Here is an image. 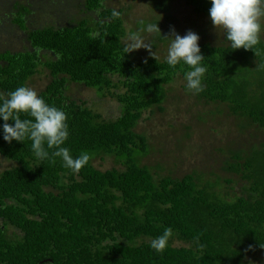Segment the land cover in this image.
<instances>
[{
  "label": "trees",
  "instance_id": "trees-1",
  "mask_svg": "<svg viewBox=\"0 0 264 264\" xmlns=\"http://www.w3.org/2000/svg\"><path fill=\"white\" fill-rule=\"evenodd\" d=\"M36 1L0 5V41L11 35L13 46L0 44V94L26 85L62 108L70 129L63 146L90 159L73 174L52 149L40 164L30 139L8 143L0 132V264H264V35L258 55L232 50L211 22L210 0H167L156 11L149 4L163 19L152 24L164 23L153 43L171 42L173 29L182 35L178 7L190 13L187 32L211 34L199 41L207 71L196 94L186 90V65L126 54V7L77 0L91 17L65 23L68 0ZM91 88L115 108L98 110L83 95ZM176 94L231 115L240 141L212 143V154L187 160L195 131L211 120L200 118L196 130L165 124ZM167 228L173 235L157 253L150 242Z\"/></svg>",
  "mask_w": 264,
  "mask_h": 264
},
{
  "label": "clouds",
  "instance_id": "clouds-1",
  "mask_svg": "<svg viewBox=\"0 0 264 264\" xmlns=\"http://www.w3.org/2000/svg\"><path fill=\"white\" fill-rule=\"evenodd\" d=\"M210 3L211 22L216 29L223 30L225 38L230 42V48L253 50L258 55L257 46L264 35V0H210ZM119 15L114 9L112 16L117 18ZM144 30L161 33L158 23H149ZM173 32L166 63L172 69L181 63L186 65L189 69L184 72L186 90L198 94L204 90L203 81L207 71L199 44L200 36L191 30L185 35L175 33L174 29ZM132 40L131 46L126 45V54L141 47L150 48L136 43L135 35ZM22 113L31 119H21ZM0 120L4 121L0 124L2 138L8 143L30 139L34 158L41 161L40 164L49 158V149L53 150L51 155L60 158L63 166L73 174H78L89 162V154L82 153L74 157L70 149L63 146L70 136L67 113L62 108L47 103L31 87L19 86L6 97L0 94ZM172 235L171 228L165 229L162 235L150 242V247L157 253L163 252Z\"/></svg>",
  "mask_w": 264,
  "mask_h": 264
},
{
  "label": "rangeland",
  "instance_id": "rangeland-1",
  "mask_svg": "<svg viewBox=\"0 0 264 264\" xmlns=\"http://www.w3.org/2000/svg\"><path fill=\"white\" fill-rule=\"evenodd\" d=\"M28 2L29 0H19V2ZM31 1V0H30ZM33 2H35L36 0H32ZM38 1V0H37ZM36 1V2H37ZM31 3V2H29ZM4 4H8V0H0V5H4ZM28 4V3H25ZM64 4H66V6L69 8V11H67L63 17V21L65 23H69L71 20H73V16L74 15H80V19L82 18H89L91 17V13H87L85 15V13L83 14L81 9L84 8V4L81 3L80 1L77 0H68L67 2H65ZM151 7L157 9V5L159 4H164L169 6L171 4V1H167V0H111L110 1V6H115V7H126L125 9V16L126 19L128 20V27L130 28V38L128 43L131 44L133 43L132 40V36L135 35L136 43H141V44H145L147 46H152V48L148 50V48L146 47H141L139 49L133 50L132 51V56L136 59H141L143 57L146 56H152L153 54L157 57H163L167 55V50L168 47L170 45V40L167 42L168 44L163 43L161 41V38H157L155 40V42L153 43V34H155V32H147L144 29L146 28L147 24L149 23H154L153 20H155V18H157L160 22L163 21V19H159L161 15H159V13L156 15L154 13H150L149 9L150 6ZM151 14V16H150ZM176 14L178 16V22L176 23L177 25V30H181L182 31V35H185L187 33V29L191 28V26L188 24V22L182 21L185 20L186 18L189 19L190 17V13H188L186 11V9H184L183 7H178L176 8ZM55 15L54 12L49 11L46 16L50 19L51 17H53ZM147 16H150V19L147 18ZM159 16V18H158ZM2 18V17H1ZM0 18V19H1ZM209 20V19H208ZM2 20L0 21L1 24ZM167 22V21H164ZM48 24L47 22H45L44 24L41 25H45ZM160 29L161 31H164V28L162 27L164 25V23H160ZM203 24L201 25V28L203 30ZM211 31L212 27H210ZM191 31H194L192 29H190ZM195 32V31H194ZM197 33V32H196ZM181 34V33H178ZM198 34L200 36V40H202V38H206V34L204 33V31H201ZM164 35V33H163ZM207 35H211V34H207ZM4 38V37H3ZM2 38V39H3ZM8 39H12V36L9 35L7 36V38L5 37L3 40L0 41V44H4L5 47H12L11 41H9ZM156 46V48H154V46ZM153 55V56H154ZM183 79L179 78V80L176 82L175 88L178 89L176 90V92L181 93L185 88H180L179 85L182 84ZM180 88V89H179ZM174 91V90H173ZM172 91V92H173ZM83 95L89 99L92 103L96 100H98V110L100 111H106L105 107L108 106L109 111L110 109H114L115 108V104H113V100L110 97H105L102 99H99L96 90L95 89H89V90H85V92L83 93ZM191 100L192 101V106L190 105L191 102L188 101ZM175 100L171 101V104L168 106V110L169 112L163 117V121L166 124V120L169 119L171 121V123H175L176 125H182V126H186V125H193V130H196V125L197 123L199 124L200 118L204 119V120H211L208 125L206 127H204L203 129H199L196 130L193 136V140L191 141V143L186 147L185 153L187 154L188 158L187 160H189L190 162H197V160L201 161L202 158H205L208 155V152L210 154H212L210 152L211 149V144L214 143L217 146L224 144L225 142H227L228 139H231L235 142H239L241 139L240 135H239V130H238V123L237 120L235 118H230L231 115H226V114H220L219 112H217L216 107H214L215 105H206L203 106L201 105H196L195 106V99H193L190 96H184L182 97L180 94H176V102L177 104H175L174 106V102ZM176 106H180V110H176L175 108H177ZM201 107V108H200ZM235 119V120H234ZM172 128H169L167 125H165V131H168V137L170 139H172L174 137L175 134L172 133ZM154 134V133H153ZM221 140L225 141L224 143H221ZM185 144V143H184ZM212 159H209V162H212ZM189 163L186 162L184 163V167L186 169V165H188ZM202 164V163H201ZM182 165V164H181Z\"/></svg>",
  "mask_w": 264,
  "mask_h": 264
}]
</instances>
